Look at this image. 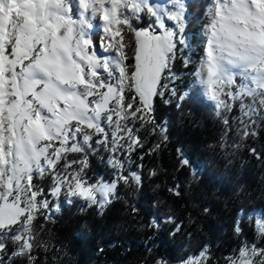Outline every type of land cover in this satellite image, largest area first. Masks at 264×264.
<instances>
[{"label":"snow or ice","instance_id":"6c2138e0","mask_svg":"<svg viewBox=\"0 0 264 264\" xmlns=\"http://www.w3.org/2000/svg\"><path fill=\"white\" fill-rule=\"evenodd\" d=\"M186 13L185 0L166 5L153 0H0V264H5L9 240L16 245L12 256L35 259L38 217L53 219L63 204L77 201L102 210L118 198L120 181L141 185L138 173H123L124 162L116 153L130 155L142 147L137 124H153L168 139L153 105L163 95L161 87L168 88L161 80L176 75L171 69L177 52L189 47ZM205 15L204 54L194 76L217 115L239 101L248 118L241 124L255 125L254 117H264V0H210ZM95 21L102 22L99 44L108 56L95 51ZM124 29L135 38L131 72ZM190 62L184 59L185 66ZM170 91L178 101L188 95H177L174 87ZM255 134L242 131L244 137ZM97 146L112 153L108 162L117 175L111 182H90L87 175L88 157ZM251 151L262 158L255 148ZM71 154L79 158L69 159ZM182 164L197 173L188 157ZM45 177L47 191L38 182ZM254 223L264 239V213ZM150 226L158 228L159 221ZM179 231L177 225L171 234ZM235 231L241 233L239 224ZM208 261L205 247L181 264ZM227 264H264V247L245 242Z\"/></svg>","mask_w":264,"mask_h":264},{"label":"trees","instance_id":"16d2710c","mask_svg":"<svg viewBox=\"0 0 264 264\" xmlns=\"http://www.w3.org/2000/svg\"><path fill=\"white\" fill-rule=\"evenodd\" d=\"M209 2L185 0V35L192 48L198 49ZM135 25L143 26L139 22ZM100 36V32L92 34L96 47ZM124 37L131 72L135 38L128 29H124ZM182 54L187 55L183 46L172 64L174 74L190 72ZM168 76L161 80V85L167 84L168 88L161 87L163 95L155 97L153 105V116L166 127L168 139L165 141L153 124H137L136 135L142 147L130 156L122 154L123 150L116 153L124 162L123 173L135 171L141 176V185L121 181L118 198L103 212L77 201L63 204L53 219L38 217L33 225L38 232L32 252L35 259L12 256L16 245L9 240L5 264H157L161 260L181 264L187 257H198L205 247L208 264H227V258L245 242L264 247L254 223L264 213V117H254L255 125L241 124L248 118L241 112L239 101L231 111L217 115L198 83H188L182 92L188 93L187 97L178 101L170 97ZM244 130L256 134L244 137ZM97 147L88 157L87 175L90 182H111L114 171L107 161L112 153ZM185 156L197 167V173L182 164ZM78 158L79 154L69 156ZM38 182L45 191L49 189L48 177ZM170 189L178 190L180 195ZM168 217L173 221L169 222ZM154 219L159 221L158 228L150 226ZM237 224L242 229L239 234L235 231ZM177 225L180 231L171 234Z\"/></svg>","mask_w":264,"mask_h":264},{"label":"rangeland","instance_id":"374dc122","mask_svg":"<svg viewBox=\"0 0 264 264\" xmlns=\"http://www.w3.org/2000/svg\"><path fill=\"white\" fill-rule=\"evenodd\" d=\"M153 2L154 3H157V4H160V5H165V1L164 0H153ZM167 2H169V0H167ZM206 22H207V17L205 18V20L203 22V26L201 28V36H200V40H199L198 49L192 48L190 46V42L188 40H187V42H188L189 47H183V49H185L187 51V55H183L182 54L183 60L185 58H188L191 61L190 63L187 64V67L190 69V72H188V73H186L184 75L183 74H181V75L180 74H176L174 78H172L171 75L168 76V81L170 83L169 91L174 87L177 90V95H181L182 94V92L184 91V88L186 87V85L188 83H198L197 80H196V77L194 76V72L199 68V64H200L201 57L204 54V41H205L206 36H205V33L203 31H204V26H205ZM94 23L97 24L98 26L93 29L92 34L97 33V32H100L101 33V36H102V30H98L99 25L102 22L95 21ZM101 36L99 37V41L101 39ZM95 51H96V53H97L98 56H108L109 55V53L103 51V49L100 47V44H98V47H96ZM170 97L177 98L176 96H173L171 94V91H170ZM139 148L140 147L136 148V150L133 151V152H131L130 155H132L133 153H135ZM130 155L127 154V156H130ZM108 161H107V165H108V167L112 171H114V174L113 175H114V180H115L116 179L117 172H116L115 169H113L111 167V165L109 164ZM127 163H129V160L127 161ZM119 183H118V185H119ZM109 204H107L104 207V209H102V210L99 209L98 207L97 208H98V210L100 212H103L105 210V208Z\"/></svg>","mask_w":264,"mask_h":264},{"label":"bare ground","instance_id":"6f19581e","mask_svg":"<svg viewBox=\"0 0 264 264\" xmlns=\"http://www.w3.org/2000/svg\"><path fill=\"white\" fill-rule=\"evenodd\" d=\"M203 32L205 33V30Z\"/></svg>","mask_w":264,"mask_h":264}]
</instances>
